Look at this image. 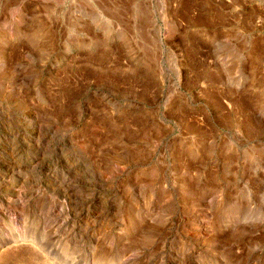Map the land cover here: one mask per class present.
Instances as JSON below:
<instances>
[{
    "label": "rangeland",
    "instance_id": "obj_1",
    "mask_svg": "<svg viewBox=\"0 0 264 264\" xmlns=\"http://www.w3.org/2000/svg\"><path fill=\"white\" fill-rule=\"evenodd\" d=\"M0 248L264 264V0H0Z\"/></svg>",
    "mask_w": 264,
    "mask_h": 264
},
{
    "label": "bare ground",
    "instance_id": "obj_2",
    "mask_svg": "<svg viewBox=\"0 0 264 264\" xmlns=\"http://www.w3.org/2000/svg\"><path fill=\"white\" fill-rule=\"evenodd\" d=\"M4 209V208H3ZM4 247V246H3ZM1 249V248H0Z\"/></svg>",
    "mask_w": 264,
    "mask_h": 264
}]
</instances>
